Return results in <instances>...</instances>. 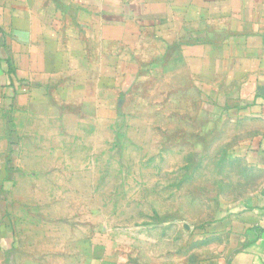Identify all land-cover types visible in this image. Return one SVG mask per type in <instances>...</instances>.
Listing matches in <instances>:
<instances>
[{"label":"crops","instance_id":"obj_1","mask_svg":"<svg viewBox=\"0 0 264 264\" xmlns=\"http://www.w3.org/2000/svg\"><path fill=\"white\" fill-rule=\"evenodd\" d=\"M145 102L188 109L253 180L199 260L141 264H264V0H0V264H135L69 205L95 188L89 145Z\"/></svg>","mask_w":264,"mask_h":264},{"label":"rangeland","instance_id":"obj_2","mask_svg":"<svg viewBox=\"0 0 264 264\" xmlns=\"http://www.w3.org/2000/svg\"><path fill=\"white\" fill-rule=\"evenodd\" d=\"M168 106L128 109L116 135L105 130L100 144L89 145L101 152L95 188L80 190L84 204L69 211L92 245L111 251L105 260L141 264L179 252L183 263L193 262L190 252L199 260L207 225L250 190L253 178L231 156L234 144L194 132L190 111Z\"/></svg>","mask_w":264,"mask_h":264}]
</instances>
